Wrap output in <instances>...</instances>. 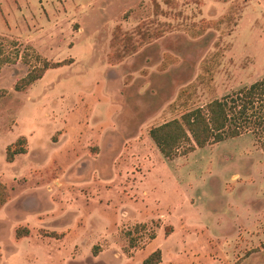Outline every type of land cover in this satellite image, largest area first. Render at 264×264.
<instances>
[{
	"label": "rangeland",
	"instance_id": "rangeland-1",
	"mask_svg": "<svg viewBox=\"0 0 264 264\" xmlns=\"http://www.w3.org/2000/svg\"><path fill=\"white\" fill-rule=\"evenodd\" d=\"M3 60L0 264H264V135L149 134L264 78V0H0Z\"/></svg>",
	"mask_w": 264,
	"mask_h": 264
},
{
	"label": "trees",
	"instance_id": "trees-1",
	"mask_svg": "<svg viewBox=\"0 0 264 264\" xmlns=\"http://www.w3.org/2000/svg\"><path fill=\"white\" fill-rule=\"evenodd\" d=\"M5 64L6 60L0 61V73ZM52 67L45 62L41 68L29 72L15 89L20 91L33 84ZM250 130L258 136L264 135V78L230 96L191 110L180 120L155 127L149 134L160 153L171 160L178 154L187 155L195 148L202 149L229 138H238ZM262 150L264 152V142ZM9 197L6 186L0 182V210ZM160 259L161 253L156 251L143 264H159Z\"/></svg>",
	"mask_w": 264,
	"mask_h": 264
}]
</instances>
